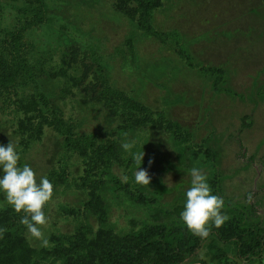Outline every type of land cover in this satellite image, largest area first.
Segmentation results:
<instances>
[{
    "label": "rangeland",
    "instance_id": "obj_1",
    "mask_svg": "<svg viewBox=\"0 0 264 264\" xmlns=\"http://www.w3.org/2000/svg\"><path fill=\"white\" fill-rule=\"evenodd\" d=\"M153 1L150 25L179 34L194 67L171 37L158 39L140 27L134 0H44L49 22L25 27L22 76L13 89H0V145L11 140L19 165L28 164L38 182L48 178L63 152L57 116L73 132L115 142L119 159L108 175L98 170L89 176L96 183L85 184L88 159L81 153L72 158L68 182L52 183L54 195L44 208L47 246L27 238L21 213L0 193V228L7 229L0 264H60L55 247L78 230L91 250L104 234L169 222L184 210L193 167L223 198L228 220L264 223V0ZM32 4L0 0V71L10 63L4 31L26 26L20 9ZM201 68L223 72L221 91L213 89L216 76ZM108 89L127 96L130 112ZM142 152L140 169L150 183L159 182L150 189L167 190L160 205L135 203L109 180L135 181V156ZM222 252L225 258L210 262ZM224 261L264 264V251L260 259L238 260L233 246L210 237L187 264Z\"/></svg>",
    "mask_w": 264,
    "mask_h": 264
},
{
    "label": "trees",
    "instance_id": "obj_2",
    "mask_svg": "<svg viewBox=\"0 0 264 264\" xmlns=\"http://www.w3.org/2000/svg\"><path fill=\"white\" fill-rule=\"evenodd\" d=\"M139 12V25L148 34L164 39L171 37L178 48V52L186 59L190 67H194L189 57L181 49V37L176 32H157L149 23V13L154 6L153 0H134ZM29 19V23L17 30L4 31L9 39L10 63L6 70L0 71V89H13L22 76L24 68L21 50L22 38L25 27H37L49 22L44 0H33V4L20 9ZM204 72L216 76L213 89L221 91L219 85L224 79L223 72L215 68H201ZM21 74V75H20ZM28 81H34L31 73H27ZM110 99H117L130 112L131 105L126 95L107 90ZM169 123V122H167ZM171 124V123H169ZM54 127L61 134L63 141V152L60 158V168L52 170L48 174L51 183L66 184L71 172V160L76 154L86 155L88 161L85 164V184L96 183L89 178L94 172L100 170L102 173L110 172L113 160L118 158V146L115 142H97L91 135L73 132L63 124L61 118L55 117ZM172 127V126H171ZM187 139V138H186ZM119 159V158H118ZM96 169V171H95ZM102 178L100 177V180ZM99 180V181H100ZM109 180L117 186L133 202L148 206L152 203L160 205L167 190L153 191L159 182L150 183L148 187L137 184L133 178L122 183L117 178L110 176ZM95 186V185H94ZM23 216V213H21ZM105 235V236H104ZM94 243V248H85L81 241V230L74 235L59 240L55 247L59 255L60 264H187L201 248L206 239L212 237L225 245H231L235 249L238 260L248 261L253 258L260 259L264 249V223L256 225L243 224L240 220H227L221 227H213L206 239H200L188 231L180 216H174L169 222L140 223L122 235L104 234ZM68 244V246H66ZM66 246V247H65ZM218 253V252H217ZM226 254H215L211 256L210 262L225 258ZM222 264H228L227 261Z\"/></svg>",
    "mask_w": 264,
    "mask_h": 264
},
{
    "label": "clouds",
    "instance_id": "obj_3",
    "mask_svg": "<svg viewBox=\"0 0 264 264\" xmlns=\"http://www.w3.org/2000/svg\"><path fill=\"white\" fill-rule=\"evenodd\" d=\"M122 147L127 151L132 147L124 143ZM144 153L137 154L135 160L139 165L135 172V182L142 186H148L151 178L146 170H141L140 165ZM21 157L15 145L10 140L7 146L0 145V169L3 178L0 179V193L15 213H23L20 220L26 228V236L30 241H39L40 246H47L48 239L42 228L48 223L44 208L52 200L54 186L47 177L36 179L34 170L28 165H19ZM151 163V162H150ZM191 186L185 193L184 210L180 213V219L189 232L200 239H206L213 227H221L229 217L223 213L224 200L218 195L212 194V189L207 182V176L198 168L189 170ZM127 182V177L122 178ZM7 229L0 228V238Z\"/></svg>",
    "mask_w": 264,
    "mask_h": 264
}]
</instances>
